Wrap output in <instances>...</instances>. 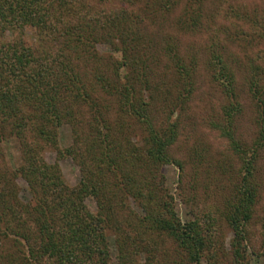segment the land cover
Masks as SVG:
<instances>
[{
	"label": "trees",
	"instance_id": "16d2710c",
	"mask_svg": "<svg viewBox=\"0 0 264 264\" xmlns=\"http://www.w3.org/2000/svg\"><path fill=\"white\" fill-rule=\"evenodd\" d=\"M238 2L0 0V264L264 256V1ZM203 77L224 96L200 120L227 141L216 161L200 136L182 154L173 148L184 128L196 130ZM245 101L248 140L238 133ZM47 148L74 161L75 183ZM166 164L179 169L175 192ZM205 177L212 198L201 195Z\"/></svg>",
	"mask_w": 264,
	"mask_h": 264
},
{
	"label": "rangeland",
	"instance_id": "374dc122",
	"mask_svg": "<svg viewBox=\"0 0 264 264\" xmlns=\"http://www.w3.org/2000/svg\"><path fill=\"white\" fill-rule=\"evenodd\" d=\"M239 2H246L248 3V8L252 7L253 3L256 0H237ZM260 1V0H258ZM264 1V0H263ZM238 2V3H239ZM261 4V3H260ZM228 21V20H227ZM204 39V32L197 33V34H185V40L186 41H202ZM100 49L104 48L101 45L98 46ZM234 50H237V46H232ZM201 85L196 89L194 92L195 98L191 102V108L190 113L194 114L198 121L196 130L194 131L191 129V127H186L183 129L182 135L178 139V142L176 145H174V150H177L176 153L182 154L184 150H186V147L189 145H193L194 142H198L199 136L201 137V141L205 140V143L207 145H210V151L211 157H208V159H214V161L218 160L222 157L223 153H226L228 151L227 147V141L222 138L218 131L215 129H212L202 123H200L201 116L208 117V115H211L212 113H217L219 111V104L223 102L224 96L220 93L218 88H213L214 85L208 82L206 78H201ZM245 96V93H243V97ZM245 111L246 115H244V118L242 119L239 128L238 133L241 135L242 138L248 140L250 139L254 134V125L252 123V116H253V110L252 106L250 105V102L245 101ZM210 113V114H209ZM213 114V115H214ZM212 115V116H213ZM192 130V131H191ZM69 131L66 127L62 128L61 134H62V143H66L69 140ZM188 133V135H186ZM204 139V140H203ZM200 140V138H199ZM223 152V153H221ZM45 158L50 163H57L60 169V173L65 177V179L68 182L75 183L78 180L79 177V169L78 166L74 163V161L70 157H61L58 156L55 150L52 148H47L44 151ZM213 161V162H214ZM264 161V158L262 159ZM207 164L208 161L205 160ZM213 167V166H212ZM191 167L187 165L186 170L184 173L186 174L184 176V181L188 180L189 174H190ZM202 171V172H201ZM200 171V178H204V171ZM164 172L167 175V180L169 181V186L171 188V191L173 190L175 192L177 187V181H178V173L179 169L176 166L166 164L164 166ZM264 179V174L262 175ZM20 186V197L23 199H27L29 196V192L26 188V183L23 179L17 180ZM203 187H200L201 195L210 194V197H214V187L215 184L213 182V179L209 177H205L204 182L202 184ZM262 202H264V192H263V198ZM87 203L89 204L90 208H95V202L92 199H87ZM179 206L182 210L183 205L179 203ZM260 212V210L258 211ZM256 226V234L259 233V225ZM231 235V232L227 233V237L229 238ZM257 238V237H256ZM258 238L255 239L253 243L258 242ZM257 245H255V249H257ZM256 260H253V262ZM117 264L116 259L113 257V263ZM254 264H264V256L257 259Z\"/></svg>",
	"mask_w": 264,
	"mask_h": 264
}]
</instances>
